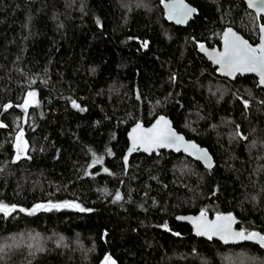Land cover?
Returning a JSON list of instances; mask_svg holds the SVG:
<instances>
[{
  "label": "trees",
  "instance_id": "obj_1",
  "mask_svg": "<svg viewBox=\"0 0 264 264\" xmlns=\"http://www.w3.org/2000/svg\"><path fill=\"white\" fill-rule=\"evenodd\" d=\"M164 1L0 0V203L15 206L0 212V264H264L262 247L175 220L232 213L264 235V89L198 53L228 28L255 47L264 20L242 0H184L197 14L177 28ZM159 116L209 151L211 171L166 152L125 168L129 129ZM37 204L60 207L30 215Z\"/></svg>",
  "mask_w": 264,
  "mask_h": 264
},
{
  "label": "water",
  "instance_id": "obj_2",
  "mask_svg": "<svg viewBox=\"0 0 264 264\" xmlns=\"http://www.w3.org/2000/svg\"><path fill=\"white\" fill-rule=\"evenodd\" d=\"M242 1L250 12L254 13L256 16L261 17L264 20V11L257 10L260 7H264V4H261L259 0H256V7H250L249 0H242ZM182 4L183 6H186L187 8H194L188 3H186L184 0H182ZM180 7H181V0H167L161 4V9H162L165 21L173 25L174 27L185 28L188 25V23L192 21L193 18L196 16L197 10L194 8L196 11L185 17L183 15L178 14V12L174 11V9H179ZM262 27H264V23L259 28V42L255 47L250 45L249 42L246 41L242 37V35H240L234 29L228 28L224 30V32L221 35L220 47L208 48L205 45H200L198 48V53L210 65L216 68V73L220 78L234 81L237 77H254L257 81V89H264V84L261 83V74H260L261 70L259 68L256 71H233L229 68L227 63H223V64L217 63L218 60H223L222 54H224L226 51L225 33H228L229 29L231 30V32L229 33L227 37L229 42L234 41L235 37H239L240 40L246 41L248 46H250L253 49H256V55H259L260 48L264 47V32L261 31ZM233 33L235 34V37L232 35ZM161 117H163L164 120L168 122V126L171 128V131L175 133L176 136L182 137V140L172 143L170 146H164V147H154V146L148 147L147 145H142L140 141L137 140L135 150L130 151V149L133 148V137L143 136L146 133V130L153 128L154 125H157V121H159ZM138 124L140 125V128L137 129L135 132H133V129H136ZM157 127L164 128L165 125L163 121H161ZM127 141H128V148L123 158L124 166L126 169L128 168L130 159L133 156L135 155H144V156L156 155L158 156L160 152L173 153L174 155H182L194 161L195 163L200 164L203 167V169L206 171H211L215 165L212 155L209 153V151L206 148L201 147L194 141L187 140L184 135L178 133L175 130L172 121L165 116L157 117L147 127L144 126L142 123L135 124L129 129L127 133ZM192 145H195V147L194 148L191 147ZM228 216H231L233 218L232 221L217 219V217H228ZM175 220L179 224L188 226L191 230L192 236L196 239L214 241L223 246H237V245L247 244V245H253V246L264 248V246H261L258 240H255V239L254 240H239V239H236L234 236H232V233L244 232L243 230L238 228L239 220L232 213L214 215L213 217H210L207 214H204V216L201 217V213H198L195 215H192V214L179 215L175 218ZM207 224H223L227 226L229 231L218 233V234H212V235H198L197 225L204 226ZM244 233L248 234L246 232ZM255 233L262 235L259 232H255ZM221 236H224L225 239H222Z\"/></svg>",
  "mask_w": 264,
  "mask_h": 264
},
{
  "label": "snow or ice",
  "instance_id": "obj_3",
  "mask_svg": "<svg viewBox=\"0 0 264 264\" xmlns=\"http://www.w3.org/2000/svg\"><path fill=\"white\" fill-rule=\"evenodd\" d=\"M261 4H264V0H259ZM249 6L250 7H256V0H249ZM258 11H264V7H260L257 9ZM174 11L178 12V14L183 16H188L191 13L195 12L196 10L194 8H187L186 6H183L182 0H181V7L179 9H174ZM171 18V16H170ZM262 32H264V27L261 29ZM231 30L229 29L228 33H225L226 38V51L223 55V60H218L217 63H227L229 68L233 71H256L258 68L261 70V83L264 84V47L260 48L259 55H256V49L251 48L247 45L246 41L240 40L239 37H235V34L232 35L235 37L234 41L229 42L227 37ZM145 47H147V43L144 44ZM202 47V46H201ZM29 96H35V93H29ZM28 101H25V107L27 106ZM73 107H79V105L76 104L75 101L72 102ZM10 107V106H6ZM163 121L165 127L164 128H158L157 126L160 124V122ZM0 127H4L3 124H0ZM140 128V125H137L136 129H133V132H135L137 129ZM23 133L21 132L17 136V150L18 154L16 159L18 160L20 158L19 153L24 150V148L21 147V141H22ZM137 140L140 141L142 145H147L148 147H164V146H170L172 143L178 142L182 140V137L176 136L175 133L171 131V128L168 126V122L164 120L163 117L160 118L159 121H157V125H154L153 128L146 130V133L141 137H133V148L130 149V151L135 150ZM24 147L26 148V142L24 144ZM191 147H195V145H192ZM147 150V148H146ZM127 159V158H125ZM210 166V165H209ZM104 171H108L107 169H104ZM121 197L119 193L116 195V199L119 200ZM51 207H60L59 205H40L37 204L35 207L29 211V214H34L35 211L44 209V210H50ZM74 207L79 208V205H74ZM86 209L80 208V211H85ZM15 211V206L9 207L8 205H5L3 203H0V212L4 213L5 216H7L10 212ZM20 211H25V209H20ZM204 216V213L201 212V217ZM183 219V218H181ZM218 220H226V221H232V217H217ZM166 227V225H165ZM229 229L226 225L223 224H207L204 226L197 225V234L198 235H212V234H218L222 232H227ZM232 236H234L236 239L239 240H258V242L261 244V246H264V235H260L255 232H251L248 234H245L244 232H236L232 233ZM222 239H225L224 236H221ZM104 264H115V261L112 260L110 256H105L104 258Z\"/></svg>",
  "mask_w": 264,
  "mask_h": 264
},
{
  "label": "rangeland",
  "instance_id": "obj_4",
  "mask_svg": "<svg viewBox=\"0 0 264 264\" xmlns=\"http://www.w3.org/2000/svg\"><path fill=\"white\" fill-rule=\"evenodd\" d=\"M225 92H226L225 89L220 84H218V86H215V87L212 86L210 88L211 95H214V93H220L222 96H224ZM29 93H35V92H29ZM29 93L26 95V97L23 101V104H22V109L24 111L36 103V93H35V96H29ZM25 101H28V104L26 107H25ZM16 145H17V143H16ZM21 147L24 148V150L21 151L22 153H24L26 148L24 147V145H21ZM101 264H104V261Z\"/></svg>",
  "mask_w": 264,
  "mask_h": 264
},
{
  "label": "flooded vegetation",
  "instance_id": "obj_5",
  "mask_svg": "<svg viewBox=\"0 0 264 264\" xmlns=\"http://www.w3.org/2000/svg\"><path fill=\"white\" fill-rule=\"evenodd\" d=\"M216 69V68H215Z\"/></svg>",
  "mask_w": 264,
  "mask_h": 264
}]
</instances>
